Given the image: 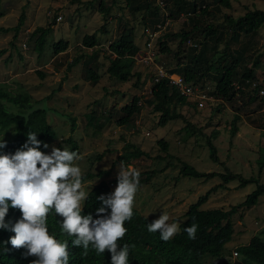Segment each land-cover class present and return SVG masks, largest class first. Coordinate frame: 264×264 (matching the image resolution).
I'll list each match as a JSON object with an SVG mask.
<instances>
[{
	"label": "rangeland",
	"instance_id": "obj_1",
	"mask_svg": "<svg viewBox=\"0 0 264 264\" xmlns=\"http://www.w3.org/2000/svg\"><path fill=\"white\" fill-rule=\"evenodd\" d=\"M102 2L109 8L107 14L100 10ZM206 2L211 4L213 14L199 17L203 24H223L226 15L237 18L250 10H264V0H231L232 8H222V11H217L219 4L214 0ZM171 9L172 6L166 5L163 12L169 14ZM2 12L0 27L14 28L23 13L26 20L16 38L13 31L0 33V84L14 95L30 94L36 108H48L47 121L57 137L48 141L47 154L51 153L52 146L69 150V140L72 139L78 145L80 159L76 164L83 175L108 172L85 180L86 192L89 193L101 181L110 183L114 192L118 185V169L123 163L118 158L129 143L149 154L123 164L140 170V188L134 209L153 221L167 213L169 222L179 226L191 204L214 186L222 184L220 178L207 181L180 176L182 163L193 165L200 172L225 173L230 170L247 179L259 176V163L264 160V105L259 99H252L251 88L241 90L239 85L244 66L238 71L239 79L230 99L214 98L204 109L178 108L187 121L176 120L165 127L158 124L160 115L154 111L152 95L155 74L157 67L169 72L170 68L177 66L175 54L180 42L177 38L170 40L174 52L163 54L154 39L166 33H180L182 29L191 30L193 24L186 13L175 19L169 17L167 26L164 28L163 24L156 30L151 26L145 28L144 13L133 12L125 0H3ZM59 16H62L61 21L56 19ZM103 25L107 34L100 32ZM38 27L51 28L41 55L35 49L36 37H31ZM125 28L134 30L135 41L141 50L134 64V72L142 75L138 87H135L137 78L120 82L107 73L110 61L115 57L109 47L120 38ZM94 34H97L98 45L94 48L83 46L84 37ZM231 37L228 27H220V42H209V57L218 59ZM60 41L68 42L69 46L57 54L54 46ZM201 41L199 36L195 43L197 48H200ZM218 44L220 52L215 54L213 48ZM230 45L238 58H244L248 67L258 62L256 78L258 81L264 79V28L257 33L244 32L238 40L232 39ZM79 58L80 62L75 63ZM90 67L100 75L97 83L89 78ZM205 80L208 82L205 86L213 90L216 84L212 76ZM61 82L62 88L58 90ZM134 97H140V112L128 123H120L124 117L122 108ZM8 108L12 112L20 110L9 104ZM235 116L240 117L239 131L232 137ZM188 123L193 127L187 126ZM214 132L218 133L212 140L218 149L220 163L211 159L206 143ZM13 135L14 128L0 130V140ZM160 140L168 143L167 152L158 144ZM148 172L155 173L150 181H144ZM260 181L264 184V170ZM226 186V189L212 193L201 209L230 210L257 188L255 183L240 187L238 180ZM232 220L235 234L223 256L206 257L203 264H242V257L233 254L240 244L248 243L253 236L264 231V196L256 206L240 209Z\"/></svg>",
	"mask_w": 264,
	"mask_h": 264
},
{
	"label": "trees",
	"instance_id": "obj_2",
	"mask_svg": "<svg viewBox=\"0 0 264 264\" xmlns=\"http://www.w3.org/2000/svg\"><path fill=\"white\" fill-rule=\"evenodd\" d=\"M126 5L133 12H143L146 18L144 25L154 27L157 30L158 25H166L167 14L163 12L160 6L156 5L150 0H125ZM166 5L172 6L168 14V18H178L182 13L189 15L190 23L193 24L191 30H184L177 34L166 33L161 38L155 39V44L160 48L163 54H172L174 52L169 45V41L173 38L179 39L178 52L175 54L177 58V66L170 68V74H177L182 76L188 84H197L205 86L207 77L215 80L214 89L211 95L216 99L228 100L234 95L235 83L239 79V69L241 66L245 67L244 74L240 78L241 90L251 87V82L257 80L256 72L258 62L248 67L244 58H238L236 51L231 50L230 41L232 39L238 40L244 33H257L264 28V10L254 9L248 11L246 14L234 18L232 16H225L223 24H203L199 17H205L213 14L210 12V5L207 0H163ZM217 6V11H222V8H232L231 0H214ZM2 2L0 0V18L4 16L2 12ZM204 5V6H203ZM169 9V7H168ZM100 10L107 14V8L104 2L100 5ZM199 15V16H198ZM58 17H56L57 19ZM26 14L23 13L19 18L18 24L14 28L0 27V33L8 34L13 31L15 38L18 36L20 29L24 26ZM226 26L232 32V37L225 44L224 50H221V55L218 59L209 57L207 49L209 42H220L219 33L220 27ZM51 28L38 27L31 37L35 38V49L39 54H43L46 46V38L50 33ZM100 32L107 34L105 25L100 29ZM159 36V35H158ZM156 36V37H158ZM202 38L199 43L200 48L196 46L198 37ZM160 37V36H159ZM150 40V39H149ZM98 45L97 34L87 35L84 37L83 46L96 47ZM190 45V46H189ZM219 45L214 46L216 53H219ZM68 42L60 41L54 46L55 53L59 54L68 48ZM109 50L115 55L110 61L107 73L110 78L120 82H129L132 78H137L135 87L139 86L142 75L134 72L135 58L140 53V47L135 41V33L132 28H125L120 38L111 43ZM2 54V53H1ZM183 55V56H182ZM77 59L75 63L80 62ZM69 69H71L69 67ZM100 75L91 67L89 70V78L94 83H97ZM66 80V77H65ZM63 80V81H65ZM63 82L60 83L58 90L62 88ZM253 92V91H252ZM254 93V92H253ZM154 111L159 113V126L165 127L170 122L176 120L187 121L185 116L178 111V108L194 107L197 109V104L191 102L187 97L182 96L178 89L170 84V80L162 79L155 83L152 88ZM258 99L254 93L252 99ZM140 97H134L130 104L122 108L124 117L120 123H128L135 114L140 112L139 106ZM262 103V101H261ZM8 104L12 107H17L18 112H12L8 108ZM263 105V104H262ZM48 108H36L33 104L30 94L17 93L14 95L4 85L0 84V130L14 128V135L7 141V147L0 149V154H15L18 149L27 143L29 131L36 132L37 138L43 143H48L57 137L56 131L47 121ZM92 123V117L90 118ZM239 116H235L232 123L231 136L234 137L238 129ZM74 123V120H73ZM188 123L187 126H191ZM217 132H214L211 137L207 138V146L210 151V157L215 163H220L218 156V149L214 144L212 137L216 138ZM71 147L69 151L78 152V145L72 139L69 140ZM41 144V151L47 153V149L43 148ZM162 149L167 152L169 145L164 140L158 142ZM149 154L135 146L134 144H127L124 153L119 156V160L125 164H130L133 160L142 157H147ZM101 159V156H99ZM264 170V160L259 163V176L245 178L242 174L233 173L226 170L221 172H200L196 167L188 163H182L180 168V176L191 177L196 179L211 180L220 178L222 184L214 186L204 196H200L194 204L189 206L185 213V220L179 225L180 232L170 241L164 242L160 238V233H150L147 229V224L153 220L140 214L134 210V218L130 222H126L125 226L128 228V233L125 238L119 241L120 246L127 243L130 246L129 261L130 264H203L206 257H222L227 244H229L235 234V227L233 223V216L238 213L240 209L251 208L256 206L259 199L264 196V184L260 181V176ZM163 171V170H162ZM107 171H100L98 174L87 172L83 175V181L92 179L96 176H103ZM155 172H148L144 181H150ZM238 180L240 187H245L250 183H255L257 188L254 192L249 194L245 201L231 207L230 210L224 209H208L203 210L201 207L209 200L212 193L218 189H226L229 183ZM113 192L110 183L101 181L90 192L89 198L85 202V209L83 214H92L94 219L99 218L96 215V209L101 206V202L97 200L100 195H109ZM110 212V210H109ZM21 218V213L16 209L9 210L6 216V222L15 224ZM147 218V219H146ZM14 220V221H13ZM62 218L49 214L48 227L50 234L57 237L62 242L66 241L69 244L71 258L69 264H111V253L105 252L103 255L97 256L95 250L89 248L87 254H84L82 248H75L72 246V240L75 237L68 236L62 233L61 230ZM193 223L198 225V231L195 239H189L188 233L184 231L185 228L190 227ZM15 235L7 229H0V264H31L36 257L25 258V249L16 250L9 243L10 237ZM8 251L3 252L4 248ZM238 255L242 257V264H264V231L259 235L253 236L246 244L239 245L236 248Z\"/></svg>",
	"mask_w": 264,
	"mask_h": 264
},
{
	"label": "clouds",
	"instance_id": "obj_3",
	"mask_svg": "<svg viewBox=\"0 0 264 264\" xmlns=\"http://www.w3.org/2000/svg\"><path fill=\"white\" fill-rule=\"evenodd\" d=\"M27 136V143L15 154H0V229L15 233L5 244L10 242L16 250L25 249V258L36 257L31 264H69V244L50 234L48 227L49 214L58 215L62 218V233L75 237L73 247L82 248L84 254L91 247L97 256L107 251L111 253V264H130V247L135 246L125 243L121 247L119 241L128 233L126 222L135 215L140 170L121 163L118 185L111 194L97 197L101 206L96 209L99 218L94 219L92 214H83L89 193L76 164L79 153L52 146L47 154L40 150L43 142L36 132L29 131ZM6 140H0V149L7 147ZM43 148L49 145L43 143ZM10 208L21 213L14 225L6 222ZM169 221L170 216L163 213L147 224V229L150 233L159 232L160 238L168 242L180 232L178 224ZM184 231L189 239H195L198 225L193 223ZM7 251L5 247L3 252Z\"/></svg>",
	"mask_w": 264,
	"mask_h": 264
},
{
	"label": "built area",
	"instance_id": "obj_4",
	"mask_svg": "<svg viewBox=\"0 0 264 264\" xmlns=\"http://www.w3.org/2000/svg\"><path fill=\"white\" fill-rule=\"evenodd\" d=\"M154 2L156 5L160 6L162 10L166 9V3L163 0H150ZM166 12V11H165ZM167 14V12H166ZM59 21L62 20V16L57 18ZM167 22L164 28L167 26L169 22L168 14H167ZM162 25H158V28H161ZM156 39V38H155ZM154 39V41H155ZM158 72L155 74V83L160 82L162 79L170 80V84L178 89L182 96L187 97L191 102L197 104L198 109H204L206 107L207 102L214 99L211 95V88L207 86H201L197 84H188L185 79L180 75H173L167 72L165 69L162 70L161 67H157ZM252 91L257 95L258 99L262 101L264 105V79L254 80L251 82ZM234 253H237L236 251Z\"/></svg>",
	"mask_w": 264,
	"mask_h": 264
},
{
	"label": "crops",
	"instance_id": "obj_5",
	"mask_svg": "<svg viewBox=\"0 0 264 264\" xmlns=\"http://www.w3.org/2000/svg\"><path fill=\"white\" fill-rule=\"evenodd\" d=\"M234 237V236H233ZM250 241V240H249ZM246 244V243H245ZM240 245H242V244H240Z\"/></svg>",
	"mask_w": 264,
	"mask_h": 264
},
{
	"label": "bare ground",
	"instance_id": "obj_6",
	"mask_svg": "<svg viewBox=\"0 0 264 264\" xmlns=\"http://www.w3.org/2000/svg\"><path fill=\"white\" fill-rule=\"evenodd\" d=\"M14 221V220H13ZM19 264V263H18ZM21 264V263H20Z\"/></svg>",
	"mask_w": 264,
	"mask_h": 264
}]
</instances>
